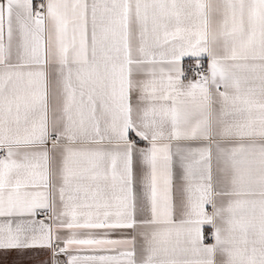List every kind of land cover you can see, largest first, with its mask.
<instances>
[{"label":"snow or ice","instance_id":"snow-or-ice-1","mask_svg":"<svg viewBox=\"0 0 264 264\" xmlns=\"http://www.w3.org/2000/svg\"><path fill=\"white\" fill-rule=\"evenodd\" d=\"M33 248L264 264V0H0V250Z\"/></svg>","mask_w":264,"mask_h":264},{"label":"crops","instance_id":"crops-1","mask_svg":"<svg viewBox=\"0 0 264 264\" xmlns=\"http://www.w3.org/2000/svg\"><path fill=\"white\" fill-rule=\"evenodd\" d=\"M195 58L186 57L183 66L186 71L187 64L193 62ZM209 211L211 208L209 207ZM39 218V217H38ZM113 237L120 235V233H113ZM51 259L50 251L46 249H20V250H0V264H47ZM62 264L66 259L65 256H60Z\"/></svg>","mask_w":264,"mask_h":264},{"label":"built area","instance_id":"built-area-1","mask_svg":"<svg viewBox=\"0 0 264 264\" xmlns=\"http://www.w3.org/2000/svg\"><path fill=\"white\" fill-rule=\"evenodd\" d=\"M194 61L193 62H189V64H187V67H186V74L188 75V77L191 79V78H194V72L191 70L194 68ZM39 218H43L42 216L39 217ZM209 242H214L212 239H211V235L209 233Z\"/></svg>","mask_w":264,"mask_h":264}]
</instances>
